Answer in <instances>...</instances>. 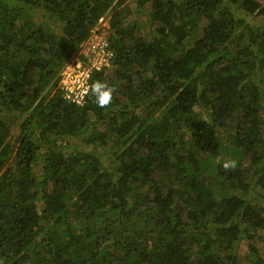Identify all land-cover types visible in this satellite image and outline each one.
<instances>
[{
	"label": "trees",
	"instance_id": "trees-1",
	"mask_svg": "<svg viewBox=\"0 0 264 264\" xmlns=\"http://www.w3.org/2000/svg\"><path fill=\"white\" fill-rule=\"evenodd\" d=\"M104 21L113 100L77 105ZM260 203L264 0H0V264H264Z\"/></svg>",
	"mask_w": 264,
	"mask_h": 264
},
{
	"label": "built area",
	"instance_id": "built-area-1",
	"mask_svg": "<svg viewBox=\"0 0 264 264\" xmlns=\"http://www.w3.org/2000/svg\"><path fill=\"white\" fill-rule=\"evenodd\" d=\"M88 49L91 53H97V57L100 56L102 61L98 64L94 63L95 61L88 57ZM78 56L67 68L65 67L63 73L61 72V88L67 99L80 105L83 101L81 94L84 87L88 85L92 70L109 64L111 52L107 48L104 35L98 33L97 29L92 30L89 39L83 44Z\"/></svg>",
	"mask_w": 264,
	"mask_h": 264
},
{
	"label": "rangeland",
	"instance_id": "rangeland-1",
	"mask_svg": "<svg viewBox=\"0 0 264 264\" xmlns=\"http://www.w3.org/2000/svg\"><path fill=\"white\" fill-rule=\"evenodd\" d=\"M141 17V16H140ZM142 21V20H141ZM144 23L142 24L143 28L148 32L147 35H150V32L151 30V27L150 25L146 22V21H143ZM98 30V33L100 34H107L108 31L106 30L107 29V22L104 21L101 23V25H98V27L96 28ZM91 35V34H90ZM89 35V37H90ZM88 37V39H89ZM194 37L195 36H190L186 39L185 41V44L186 46H190L192 43H193V40H194ZM89 51V55L88 57L91 58L92 60H94L96 64H98V62L100 63L102 61V58L100 56L97 57V53H91V51L88 49ZM76 57H79L78 55H76L75 57H73L66 65L65 67L67 68L69 66V64H71L73 62V60L76 58ZM64 67V69H65ZM64 69L62 70V73L64 71ZM93 119V117H91ZM105 154L104 156H109V152L107 151V149H104L103 151ZM107 154V155H106ZM206 159V162L209 163H213V164H217L219 161H221V159H227L228 156L223 153L222 155L218 156V157H205ZM202 160V159H201ZM262 199H260L259 201H261ZM262 202V201H261ZM262 206L264 205L263 203H260ZM254 245H256L258 247V251L260 253V255L264 258V244H257L254 242ZM237 253H238V263L240 264H250V258L251 256H249V253H248V250L246 249L245 247V242H243L242 244H239V247H238V250H237Z\"/></svg>",
	"mask_w": 264,
	"mask_h": 264
},
{
	"label": "clouds",
	"instance_id": "clouds-1",
	"mask_svg": "<svg viewBox=\"0 0 264 264\" xmlns=\"http://www.w3.org/2000/svg\"><path fill=\"white\" fill-rule=\"evenodd\" d=\"M113 92L114 89L109 87L107 84L100 81H94L92 84L84 87L81 99L84 95H88L90 93L93 97H95L96 104L103 108L111 104L113 100ZM223 167L225 169L234 168L235 161L225 162Z\"/></svg>",
	"mask_w": 264,
	"mask_h": 264
}]
</instances>
